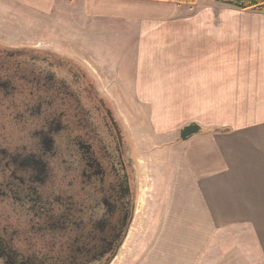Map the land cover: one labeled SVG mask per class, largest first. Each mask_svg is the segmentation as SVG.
Returning <instances> with one entry per match:
<instances>
[{
	"label": "crops",
	"instance_id": "obj_1",
	"mask_svg": "<svg viewBox=\"0 0 264 264\" xmlns=\"http://www.w3.org/2000/svg\"><path fill=\"white\" fill-rule=\"evenodd\" d=\"M99 3L92 20L128 21L127 89L154 132L201 127L178 140L165 227L143 264H264V13L231 20L216 18L215 2Z\"/></svg>",
	"mask_w": 264,
	"mask_h": 264
},
{
	"label": "flooded vegetation",
	"instance_id": "obj_2",
	"mask_svg": "<svg viewBox=\"0 0 264 264\" xmlns=\"http://www.w3.org/2000/svg\"><path fill=\"white\" fill-rule=\"evenodd\" d=\"M137 189L128 137L87 73L0 42V264H111Z\"/></svg>",
	"mask_w": 264,
	"mask_h": 264
},
{
	"label": "rangeland",
	"instance_id": "obj_3",
	"mask_svg": "<svg viewBox=\"0 0 264 264\" xmlns=\"http://www.w3.org/2000/svg\"><path fill=\"white\" fill-rule=\"evenodd\" d=\"M99 2L0 0V42L11 47H47L67 56L87 73L110 104L130 142L138 187L133 221L111 264H143L144 250L165 227L170 202L166 199L170 191L169 176L178 140L181 141L179 131L187 124L161 135L151 128L146 109L137 104L133 92L127 89L128 60L124 51L130 36L128 21L105 16L92 20L89 9L99 6ZM208 2L216 3V18H223L219 15L225 14L227 19L238 20L243 18L242 12H257L232 8L222 0L178 4L184 5L186 11H195ZM235 10L242 12L237 14ZM171 137H176L174 142L170 141ZM235 233L231 232L228 241L237 240Z\"/></svg>",
	"mask_w": 264,
	"mask_h": 264
},
{
	"label": "trees",
	"instance_id": "obj_4",
	"mask_svg": "<svg viewBox=\"0 0 264 264\" xmlns=\"http://www.w3.org/2000/svg\"><path fill=\"white\" fill-rule=\"evenodd\" d=\"M196 0H176L177 3L194 4ZM228 6L241 10H254L264 13V0H222ZM208 132V131H207Z\"/></svg>",
	"mask_w": 264,
	"mask_h": 264
},
{
	"label": "water",
	"instance_id": "obj_5",
	"mask_svg": "<svg viewBox=\"0 0 264 264\" xmlns=\"http://www.w3.org/2000/svg\"><path fill=\"white\" fill-rule=\"evenodd\" d=\"M201 131V127L196 123H189L183 126L179 131V138L182 141H185L192 137L193 135L199 133Z\"/></svg>",
	"mask_w": 264,
	"mask_h": 264
}]
</instances>
